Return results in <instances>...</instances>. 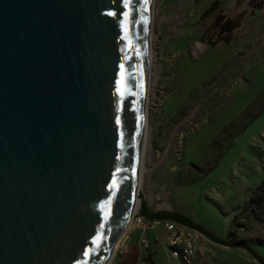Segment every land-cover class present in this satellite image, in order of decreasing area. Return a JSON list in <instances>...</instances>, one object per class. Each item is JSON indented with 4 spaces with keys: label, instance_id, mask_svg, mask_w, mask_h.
Here are the masks:
<instances>
[{
    "label": "water",
    "instance_id": "obj_1",
    "mask_svg": "<svg viewBox=\"0 0 264 264\" xmlns=\"http://www.w3.org/2000/svg\"><path fill=\"white\" fill-rule=\"evenodd\" d=\"M153 0H0V264H110L173 221L264 257L143 191Z\"/></svg>",
    "mask_w": 264,
    "mask_h": 264
},
{
    "label": "rangeland",
    "instance_id": "obj_2",
    "mask_svg": "<svg viewBox=\"0 0 264 264\" xmlns=\"http://www.w3.org/2000/svg\"><path fill=\"white\" fill-rule=\"evenodd\" d=\"M154 11L144 194L228 227L264 180V0H155ZM237 215L232 238L264 245L253 239L264 241V212L246 202Z\"/></svg>",
    "mask_w": 264,
    "mask_h": 264
},
{
    "label": "crops",
    "instance_id": "obj_3",
    "mask_svg": "<svg viewBox=\"0 0 264 264\" xmlns=\"http://www.w3.org/2000/svg\"><path fill=\"white\" fill-rule=\"evenodd\" d=\"M263 110L264 107L260 111V114ZM263 113L264 111L262 114ZM251 183L252 184L249 187L250 191L246 201L232 208V211L234 210V216L231 220V224H229L228 227H220L214 221L201 218L200 215L202 214H197V212L183 204L179 199L176 200V207L163 208L182 212L192 217L197 222L203 224L210 230L214 231L218 235L229 240H234L232 236H230L234 219L242 206L250 200V197L260 185V182H256V180H252ZM183 187L185 186L180 187V189ZM232 211L228 210L227 212L225 211V213H230ZM144 234L147 236L150 243L148 248L144 247L142 243ZM195 238L199 245L200 251L198 257H196L190 264H260L248 251L243 248L230 247L216 243L196 230ZM253 239L260 242V240L257 238ZM119 242L121 243L120 245H117L118 248H116V252L110 264H187L182 259L173 257L172 247L169 242V232L167 229H165V226L162 223L158 224L154 229H148L144 233V228L139 223L134 222L122 236L121 241ZM248 242L250 244L253 243V246H256L259 253H261V255L264 257V245H255V242L251 240H248ZM260 243L264 244L262 242Z\"/></svg>",
    "mask_w": 264,
    "mask_h": 264
},
{
    "label": "built area",
    "instance_id": "obj_4",
    "mask_svg": "<svg viewBox=\"0 0 264 264\" xmlns=\"http://www.w3.org/2000/svg\"><path fill=\"white\" fill-rule=\"evenodd\" d=\"M134 222L139 223L144 228V233L162 223L165 229L169 231L173 257L180 258L187 264H190L199 254L200 249L195 238V230L190 227L173 221L148 220L144 217H139ZM142 243L146 248L150 246L145 234Z\"/></svg>",
    "mask_w": 264,
    "mask_h": 264
},
{
    "label": "trees",
    "instance_id": "obj_5",
    "mask_svg": "<svg viewBox=\"0 0 264 264\" xmlns=\"http://www.w3.org/2000/svg\"><path fill=\"white\" fill-rule=\"evenodd\" d=\"M225 26V25H224ZM223 26V28H224ZM228 29V28H225ZM248 206L252 208V212L256 210H260L264 212V180L261 182V184L256 188L253 195L250 197V200L248 201ZM238 215H236L234 222L236 221ZM230 236H235V234L230 231ZM239 240L248 241L245 238H241ZM260 242L264 243V241L261 239Z\"/></svg>",
    "mask_w": 264,
    "mask_h": 264
},
{
    "label": "bare ground",
    "instance_id": "obj_6",
    "mask_svg": "<svg viewBox=\"0 0 264 264\" xmlns=\"http://www.w3.org/2000/svg\"><path fill=\"white\" fill-rule=\"evenodd\" d=\"M154 8H155V0H153V7H152V17H151V23H150V70L152 68V55H153V23H154ZM151 82V71L149 72V83H148V101H149V88L152 86ZM148 101H147V106H148ZM147 113H148V107H147V111H146V118H147ZM147 139H148V125H147V129H146V137H145V150H147ZM146 153V151H145ZM143 165H144V171H145V156H144V160H143ZM144 174V172H143ZM119 241L116 244V248L118 245Z\"/></svg>",
    "mask_w": 264,
    "mask_h": 264
}]
</instances>
